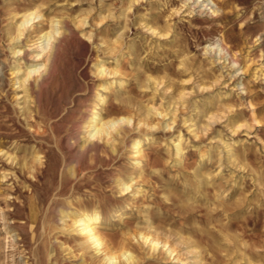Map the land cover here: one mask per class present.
Masks as SVG:
<instances>
[{
	"label": "rangeland",
	"instance_id": "obj_1",
	"mask_svg": "<svg viewBox=\"0 0 264 264\" xmlns=\"http://www.w3.org/2000/svg\"><path fill=\"white\" fill-rule=\"evenodd\" d=\"M186 1L143 0L129 11L127 8L131 0H0V150L14 155L19 164L26 161L27 165L21 170L19 164H11L7 161V156L0 153V264H12L13 260L17 264H23L24 260L35 264L31 251L41 243L42 237H38L31 244L27 241L21 242L20 239V249L14 251L12 238L4 225V215L12 213L8 217L13 226L10 228L12 234H18L20 237L28 235L30 223L27 222V194L32 190L30 182L35 181L31 169H38L39 175L42 171L47 172V159L44 157V165L39 166L34 162L33 155L41 148H44L42 156L50 153L55 147L53 133H61L58 124H54L52 128L50 124H46L44 128L40 125L29 128L17 111L15 93L11 86L12 79L15 78L12 71L22 67L24 63L17 61V55L10 52L19 45L17 41H10V35L15 32L21 15L29 6L42 8L45 15L42 26L46 27L50 25L48 20L53 17L57 20L66 17L74 22L76 18L81 19L87 15L86 24L80 27L78 32L80 35H91V39L84 36L85 45H80V50H72L69 55L71 62L65 77V96L55 97L53 100L56 102L52 100L49 104L53 120H58L62 114L70 116L72 107L77 105L79 100H86L91 108L95 107L92 96L95 91H100L97 85L101 80L93 66L97 59L106 60L109 68L117 67L119 71L114 76L102 79L109 83L115 82L112 88L102 91L110 98L106 104L108 111L115 112L125 108L114 100L118 91L136 104L164 107L165 100L161 94H154L146 88L141 89L139 83H145L148 76L160 79L166 84L172 81L179 84L191 77L194 82L210 85L211 89L205 92V95L208 101L214 104L207 106L208 111H217L219 108L222 115H225L215 128L217 132L222 131L221 138L223 136V141L228 143L234 158L221 174L216 175L220 164L216 152L212 153L211 160L205 159L203 155L204 152L207 154L213 145L210 135L193 136L194 133L183 123L182 113L169 129L162 127L153 133L146 127L145 131L141 128V135L154 136L151 144L143 145V156L138 158L136 153L131 152L130 147L120 144L121 154L118 162L110 165L101 163L103 170L110 171L109 174L101 176L103 184L100 187L91 184L88 189L76 194V198L80 195L79 198L84 201L99 202L104 212L125 205L127 211L121 218L108 217L102 226V230L110 235L112 242L118 246L124 240L140 259L136 264H187L186 245L189 249L197 248L200 251L203 264H264V0H212L216 6L215 11L213 8L209 10V6H204L207 4L205 0L204 3L198 0ZM109 14L110 18L101 20L102 16ZM126 14L129 27L127 37H124V41L114 44L115 31L124 24L123 16ZM143 23L154 25L153 27L161 32V36L151 35L142 26ZM38 33H28L26 40H36ZM209 44L221 47L224 50L223 55L219 57L217 53H208L206 46ZM121 81L125 82L123 88L119 87ZM218 99H221L220 104ZM225 107L230 110L233 107V112ZM186 113L185 111L184 114ZM154 116L153 120H161L163 125L170 121L168 116ZM230 122L233 126L240 122L247 127L242 126L238 133L232 134L230 130L233 126ZM134 128L132 133H138L136 125ZM179 131L185 142L183 148L186 149L181 165L175 162L176 149L171 142V134ZM207 173L211 177L209 181H206ZM4 175L7 177H3ZM89 177L85 171L79 176L82 179ZM116 178L129 182L133 190L130 189L125 196L119 194L113 182ZM24 191L28 192L25 194ZM138 192L140 193L136 197ZM24 204L26 207L21 209ZM146 209L150 210L156 226L172 233L171 239L177 247L176 253L173 254H176V259L173 255L168 257L165 252L168 245L165 249L153 252L141 239L133 240L129 236V232L145 225ZM24 222L28 223V228L23 227ZM126 222H129L128 226ZM179 241L185 244L180 245ZM73 244L74 242L71 243ZM79 253L81 254V251L75 250L74 253L68 254V251L59 249V263L82 264ZM102 257L91 250L87 255V262L83 264H102Z\"/></svg>",
	"mask_w": 264,
	"mask_h": 264
},
{
	"label": "bare ground",
	"instance_id": "obj_2",
	"mask_svg": "<svg viewBox=\"0 0 264 264\" xmlns=\"http://www.w3.org/2000/svg\"><path fill=\"white\" fill-rule=\"evenodd\" d=\"M140 2H143V0H131L130 5L128 4L129 7L127 9H129V11H132ZM198 2L204 3L203 0H198ZM205 2H207V4H204V6H209V10L212 8L214 9L213 11L216 10V6L212 0H205ZM42 12L43 10L40 6H29L25 8V11L21 15V17L19 16L21 18L20 23L15 29V32L10 35V41H17V43L19 44H17L18 46L12 48L10 52H12V54L14 55H17V61H22L24 63L22 67L14 68V71H12V75H15V78L12 79L11 86L13 87V91L15 93L14 96L15 102L17 104V111L19 112V116L22 118L27 127L32 128L35 125H40V127L44 128L46 124H50L52 128L54 124H58L60 126L59 128L61 129L62 134L60 133V135L59 133H53L55 135V145L53 143L55 147L54 149L51 148V151L49 150L50 153L42 156L41 153L42 149L44 148H41L33 155L34 162L39 166L44 165V157L47 159V165L45 167V169H47V172L44 173L42 171L39 175V173L37 172L38 169H31L35 181L30 182L32 190L30 194H27L29 200V204L27 206L29 209V216L27 221L30 223L29 228L27 222L23 223V227L29 229L28 235L20 237V235L18 234H12L13 231H11L10 228H12L13 226L9 223L8 220V217L12 215V213H7L4 215V225L6 226V230H8L7 233L10 234V237L12 238V247L14 248V251H18L20 249V239L21 242L27 241L28 244H31L35 242L38 237H42L41 243L38 244L37 247H33L34 251H31L32 256L35 259V264H60L59 258L57 256L59 249H62L63 252L68 251V254L74 253L75 250L81 251V254H79L82 258V264L84 262H87V255H89V252L91 250L96 255L103 256L102 264H121V262L122 264H136L140 259L137 257V255L134 254L130 246L124 240L121 241L118 246H116L115 243L112 242L111 238H109L110 235L102 230V226L108 217L121 218L122 215L126 213L127 210L125 209V205L123 204L119 208H116L109 212H104L99 202H87L86 200L84 201L79 198L80 195H77L78 198H76V194H80L84 189H88L91 184H94L98 187L103 184L101 182V176L103 174H109L110 171L108 172L107 170H103L101 168V163H105L107 165L117 163L121 154L120 144L130 147V149L132 150L131 152L136 153L138 158L143 156V145L151 144L154 140V136L153 134L144 136L141 135L142 127H146L147 130L153 131V133L162 127L169 129L177 122L181 113V116H183L184 125H187V128L190 130V132L194 133L193 136L204 137L210 135V140L212 141L213 145L210 146V151H207V154H205L204 152L203 155L205 159L210 158L211 160L212 153L216 152L218 162L220 163L219 169L217 168L218 172L216 175L221 174L222 171L228 167V164L231 163L234 158V153L229 149L228 143L226 144L223 141V136L221 138L222 131L217 132L215 128L216 125L219 124V122H221V120L225 117V115H222L221 109L219 108V110L216 108L217 111H208L207 106H211L210 104L212 102L208 101V97H206L205 92L211 89L209 87L210 85L207 84L208 86H206L205 84L203 85V83L201 84L198 82H194L191 77L189 79L182 80L179 84L174 83L173 81L166 84L163 83V81L160 79L148 76L145 80V83H139L141 89L146 88L148 90H151L154 94H161L162 98L165 100L164 107L160 106L156 108L155 106H150L149 104L145 106L136 104L133 102V100H131V98L123 97V94L118 91V94L116 95L117 97L114 100H117L120 104L124 105L125 108H122L121 110L115 112L108 111L106 108V104L109 102L110 98L108 94L106 95L102 91H106L112 88L115 82L111 81L109 83L102 79H106L110 75L114 76L119 73V71L117 67L114 69L109 68L107 66L106 60L97 59L95 62H93V66L96 70L97 77H100L101 80L97 85L98 88H100V91H95V93L93 92L94 94L92 96V102L95 104V107L91 108L90 105L86 103V100H79L78 104L72 107L70 116L62 114L58 120H53V117L50 114L49 104L55 97L62 98L65 93V84H67L65 77L67 71L70 68L69 64L71 62V57L69 55L72 50L78 49L80 45H85V40H83L84 36L91 39V35L87 33L80 35V33L78 32V29L86 24L87 15L85 17L83 16V18L81 19L76 18L74 22L66 17H62L58 20L53 17L48 20L50 25L46 27L42 26V22L45 18V15ZM16 16L14 15V17ZM110 17V14L104 15L101 17V20L103 21ZM123 21L124 24L115 31V40L113 42L114 44L123 40L129 30L127 14L123 16ZM142 26L146 28L145 30L151 35L161 36L159 35L161 32L158 31L157 28L153 27L154 25L150 26L148 23H143ZM30 32H39L38 38L34 41L28 40L29 38L26 40V36ZM163 36L165 35L163 34ZM103 44L107 45L106 42H103ZM206 47L208 53H217L219 57L223 55L224 50L221 47L210 46V44ZM71 69L73 68L71 67ZM18 74L20 75L18 76ZM161 85H163V87H160ZM124 86V81L119 82L120 88H123ZM220 102L221 99H218L219 104ZM225 109L233 112L230 110V108L225 107ZM185 111L187 112L186 114H184ZM14 112L15 111H13V113ZM154 115H160V117L162 118L168 116L170 121L163 125V122L161 120L159 122H155L153 120L152 116ZM135 125L136 128L139 129V132L136 134L132 133L133 129H135ZM131 126L134 127L131 128ZM242 126L243 124L239 122L237 125H234L230 131L232 132V134H236L240 129H242ZM143 130L145 131V128ZM171 136V142L175 146L177 155V161L175 162H177L178 165H181L182 157L183 155H185L183 154V152L186 150H184L183 148V143L185 144V142L182 138V133L180 131L179 133L174 132L173 134H171ZM0 153L2 156H7V161L11 164H15V166L19 164V162L16 160V157L8 151L4 152L3 150H0ZM19 166L21 170H24L27 166L26 161L23 162V164H19ZM82 171H85V174L90 177L83 179L79 178ZM258 175L260 176V174ZM15 176L17 175L15 174ZM3 177H7V175H4ZM209 177L210 175H208L207 173L206 181H209ZM132 180L133 179H131V182ZM113 182L116 184L115 187L117 192L122 196L128 194L130 189V191L133 190L132 185H129V182H126L124 179L116 178L115 180H113ZM235 187L238 186L236 185ZM24 192L26 194L28 191ZM139 193L140 192L137 193L136 197ZM218 194L220 195L221 193ZM16 200L18 201V199ZM202 202L203 201H201V203ZM24 207H26L25 204L21 209H23ZM144 212L145 225L142 227L138 226L135 231L129 232V236L132 237L133 240L134 238L141 239L142 243L147 244L153 252H156L157 250L160 251L161 248L165 249L166 245H168L165 252L168 253V257H171L174 253H176L177 250L174 241H172L173 239H171L172 233L169 230L162 229L161 227L156 226L153 223L151 212L149 209H146ZM126 225L128 226L129 222H126ZM39 229L40 232H38ZM72 242H74L73 245H71ZM178 244L183 245L185 243L183 241H179ZM159 245L161 246L159 247ZM185 255L188 256L186 258L187 264H203V257L201 256V253L197 248L189 249V247H187L186 245ZM173 256L175 258L176 254ZM12 264L17 263L13 260ZM23 264H29V261L24 260Z\"/></svg>",
	"mask_w": 264,
	"mask_h": 264
}]
</instances>
